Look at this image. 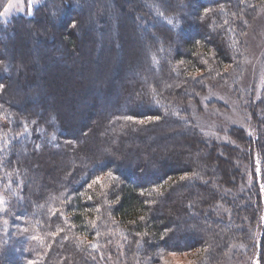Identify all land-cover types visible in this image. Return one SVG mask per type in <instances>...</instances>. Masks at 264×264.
<instances>
[{
	"label": "trees",
	"instance_id": "trees-1",
	"mask_svg": "<svg viewBox=\"0 0 264 264\" xmlns=\"http://www.w3.org/2000/svg\"><path fill=\"white\" fill-rule=\"evenodd\" d=\"M93 1L44 0L0 22V264H162L169 254L224 264L239 246L254 252L264 197L249 178L257 157L264 180V91L243 104L255 138L231 126L227 141L207 140L190 112L225 83L237 96L247 25L264 0H133L130 15L115 3L116 16L97 18L105 45L81 38L93 59L82 66L69 52ZM50 22L68 40L39 85L15 35L35 38ZM260 247L264 264V232Z\"/></svg>",
	"mask_w": 264,
	"mask_h": 264
},
{
	"label": "rangeland",
	"instance_id": "rangeland-1",
	"mask_svg": "<svg viewBox=\"0 0 264 264\" xmlns=\"http://www.w3.org/2000/svg\"><path fill=\"white\" fill-rule=\"evenodd\" d=\"M132 1L133 0H128L124 3V1L122 0H94L92 10H89V12L86 14L87 16H81L82 22L84 21L82 26V30L84 29V34L81 33L82 30L75 31L77 38H79V48L74 47V49H71L72 51L69 52L71 54L69 55V60L82 61V66H85L86 64L91 65V63H93L92 58L88 60L83 56L81 57L80 55L85 46L83 42L81 43V38L83 41L85 35L89 33V36L93 37L95 43H97L98 45L102 44V46H104V39L106 37V34L103 31L104 24L103 22L98 21L97 18L99 16L101 17L102 15L104 16L105 14L109 15V17L113 15L116 16L118 12L117 8L115 9L116 5H113L115 3H120L119 5L123 6L122 8L124 11H126L125 13L127 15L133 14L134 3ZM43 2L44 0H31V14H29V0H0V22L8 23L12 17L21 14L31 16L34 13L33 9L41 5ZM110 22L112 23V21ZM49 25L50 24L47 23L46 26H43V32H38L37 35H35V38L34 36H32V33L29 35H27L26 33H19L18 35L16 33L15 35L17 40L21 39V41H25V43L27 44L26 47L30 51V58L29 60L25 61L26 63H28V68L30 70L29 72L36 73L34 75V78L36 79L37 83H40L39 85H45V80L47 77L45 72L47 68L49 67V65L54 64V62H56V60H58L59 57L62 56V52L66 48V41L68 40L67 35H64V37H61V41H59V37L57 38L58 35L54 23H51V26ZM247 26L248 30L245 36L247 54L244 59L243 71L241 73L242 76L238 78L237 82H235V86L239 87L237 96L234 97L233 95L234 86L225 83V85H222L221 87L219 86L217 88L218 90H213V92L209 91L206 96H202L200 98V104H198L197 106H194L193 104V106H191L190 116H192L194 120V122L193 120L192 122L197 125L199 132L207 140H216L217 138L223 141H227L228 136L226 134V130L231 126L243 128L245 133H247L250 138H255V136L257 135V132L253 127V121H251V119L248 118V115H245L243 111L245 107V105L243 104L245 103L246 99L249 98V95H252L255 100H259L264 91V8L258 9L254 19ZM29 27L33 28L31 24ZM114 29L110 31L111 36L116 35V32L114 35V31H116V29ZM46 34L48 35V37L49 34H53L56 39L55 42H53L51 45L46 44L45 48H43L42 44L44 43V36H46ZM134 37L135 38L133 42L137 45V50L145 53L144 47H148V43L146 41V37L143 35V31L141 29H139L137 32L135 31ZM115 42L116 40H114V43H112L113 46L115 45V47H113L114 49L111 54L112 58L115 57L114 59L118 57V54L123 55L124 53L123 45H120L118 43L120 45L118 46L117 44H115ZM7 46L8 45L6 44V47ZM41 49H44V51L46 50V54L45 56H43V58H41V56L39 55L36 56L35 54L38 50ZM7 50L8 49H6L5 52H7ZM109 54V52L106 53V55L108 56ZM119 73V69H117L113 74H116V76L118 77ZM110 76H113L112 73L105 72L101 74V79L104 77L107 79ZM13 82L14 79H12L11 83ZM18 97L22 96L19 95ZM214 101L217 104H212V102ZM53 112L54 110H49V113ZM91 124L93 127H96V118L92 119ZM162 133H165V131L163 130ZM155 134H157V131L155 132ZM170 138H172V135L170 133L166 134L165 139L168 141V139ZM216 160H214L213 163H215ZM223 163L224 165H228V163L231 164L232 162L230 161L229 157H224ZM258 163L260 166L259 158L255 157L253 164L255 176H252V178L250 177L249 180L250 182H253V180H256L258 182L263 199L264 180L262 179V172L259 175L256 174ZM260 168L262 170L261 166ZM211 175L215 176V174L213 173ZM8 207L9 204L7 202V198L0 193V211L6 213L5 210ZM255 227V251L252 253L249 252L250 254H248L247 246H239L236 248L238 253H236L235 255L233 254L234 256L224 261V264H262L259 258V248H261V236L264 232V206L261 209L259 224ZM190 262L191 261L186 254H169L167 255L166 259H164L162 264H189Z\"/></svg>",
	"mask_w": 264,
	"mask_h": 264
},
{
	"label": "snow or ice",
	"instance_id": "snow-or-ice-1",
	"mask_svg": "<svg viewBox=\"0 0 264 264\" xmlns=\"http://www.w3.org/2000/svg\"><path fill=\"white\" fill-rule=\"evenodd\" d=\"M29 14H31V0H29ZM71 27H76V22L75 21H73L72 22V24L70 25ZM4 87V85H2V84H0V88H3ZM128 119H133L132 117H128ZM157 119H158V117H157ZM261 172H262V170H261V168H260V166H259V163L257 164V169H256V174L257 175H259V174H261Z\"/></svg>",
	"mask_w": 264,
	"mask_h": 264
}]
</instances>
